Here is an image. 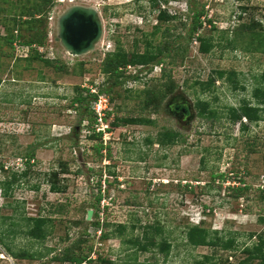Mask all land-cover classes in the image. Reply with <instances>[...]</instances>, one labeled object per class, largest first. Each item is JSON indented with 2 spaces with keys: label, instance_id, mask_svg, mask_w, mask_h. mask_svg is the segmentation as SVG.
Wrapping results in <instances>:
<instances>
[{
  "label": "rangeland",
  "instance_id": "374dc122",
  "mask_svg": "<svg viewBox=\"0 0 264 264\" xmlns=\"http://www.w3.org/2000/svg\"><path fill=\"white\" fill-rule=\"evenodd\" d=\"M30 1L0 0V36L9 32L6 26H12L14 16H26L22 14ZM54 1L47 18L34 28L24 24L19 33L25 40L36 31L46 34L44 43L35 48L63 64L62 70L35 58L23 59L20 49L0 39V164L5 165L0 168V179L24 170V156L34 151L28 174L15 182L9 196L4 197L0 189V235L5 243H0V264H70L50 258L77 239L85 240L81 249L91 258L81 264H110L102 263L99 256L115 264L132 263L133 257L137 259L134 264H192L206 255L210 257L206 264L244 260L248 255L244 248L264 240V119L251 122L242 117L232 123L228 108L238 107L243 99L256 105L252 92L264 72V0ZM73 4L95 6L103 22L100 41L79 56L64 49L57 29L60 14ZM158 8L176 17L161 21L152 37ZM194 10L203 11L202 26L188 37ZM165 28H170L171 35L165 37ZM199 34L212 40L210 52H200ZM147 41L152 46L168 44L164 66H127L126 74L138 73L139 78H123L118 84L101 71L105 54L116 45L143 52ZM163 68L175 90L155 111L152 103L143 106L144 92L155 90L168 78L161 76ZM219 69L235 71L237 88L227 73L204 92L193 84ZM75 86L84 94L89 88L98 94L89 100L99 103L101 99L106 106L98 126L85 127L86 102L72 103ZM175 93L193 106L188 123L178 122V113L167 107ZM199 99L209 100L218 119L197 114ZM128 116H144L153 122L114 123L117 117ZM242 123L247 129L241 128ZM96 126L103 129L102 157L94 149L99 142L92 137ZM163 130L177 131L180 138L173 145L161 146L156 138ZM54 172L58 185L65 188L62 192L50 190ZM212 174H224V178L213 179ZM246 186V194L232 195L233 188ZM99 193L98 205L93 202ZM88 210L102 215L97 220L92 214L89 220ZM38 216L50 220L43 241L25 234V218ZM96 220L98 224L93 223ZM103 221L109 224L106 231L112 232L106 239L99 238ZM155 222L163 230L161 236L171 243L166 256L152 246L149 251H138L130 241L141 239L144 226ZM118 224L126 226L121 237ZM197 224L209 231V239L234 238V247L193 245L186 232ZM21 251L44 256L18 258L11 253ZM258 263L259 259L249 262Z\"/></svg>",
  "mask_w": 264,
  "mask_h": 264
},
{
  "label": "trees",
  "instance_id": "16d2710c",
  "mask_svg": "<svg viewBox=\"0 0 264 264\" xmlns=\"http://www.w3.org/2000/svg\"><path fill=\"white\" fill-rule=\"evenodd\" d=\"M168 1V0H165ZM153 3H155V0H152ZM54 0H31L30 4L26 6L24 9V13L22 15H26L25 17H18L14 16L12 21V26H6L7 30L9 32L6 35H1L0 39H3L6 45L13 46L14 48L15 43H20L24 45L29 46V53L26 57H23V59L31 60L32 58L41 60L45 65L54 67L55 70L59 71L64 68L63 64H58L56 60L44 57L42 52H39L35 47L42 45L44 42V39L46 37V34L35 32L33 35H31L27 40L20 38L21 33H19L20 28L25 24L29 25L28 28H34V24L41 22L43 18H47V14L52 9V6L54 5ZM190 10V8H189ZM191 22L188 29V37L193 36L194 33L198 31V29L202 26L201 16L203 14V11L194 10L191 12ZM22 17V19H21ZM29 17V18H28ZM176 16L170 15L164 8H158V14L157 19L158 22L153 26V30L151 32L152 37L153 35L157 34L160 30V24L161 21H167L172 20ZM247 27V24H245ZM170 28H165L163 30V34L166 36L171 35L172 31H169ZM197 38L199 39V50L202 53H208L211 51L212 47L214 46L211 39L206 38L204 35H197ZM229 43H234V40H229ZM136 45V44H135ZM233 45V44H232ZM169 50L167 43H159L156 46H152L150 41H147L146 50L143 52H139L138 50L134 49L131 52L126 51L122 46L116 45V47L105 54L104 59L100 63V69L103 73L107 74L109 78L114 79L113 83H120V79H133L134 81L139 78V74H126L125 69L127 66H144L148 67L147 69H151V66L154 64H160L161 66H164L163 64L166 62V59L168 57V54H165V52ZM170 51V50H169ZM227 73V78L229 81L233 84L234 88H237L238 81L236 79V73L235 71H226L223 69L215 70L213 71V74H211L207 80L201 81L196 80L193 82V84L199 85L202 92L207 91L211 89L214 86L215 79L222 78ZM262 79L257 81V84L253 88L252 96L253 98H256V105H253L251 100L249 99H243L242 103L238 107H230L228 108V115L229 120L233 123L236 121H240L242 117L247 118L251 122H257L259 120L264 119V72L261 74ZM161 76L167 78L166 80L162 81V83L155 89L146 90L144 93L146 95V100L143 104V106H149L150 103L153 105V109L155 111H158V108L164 100V98L167 96V94L173 92L175 90V84L173 80L169 77L168 74H166V70L163 68L161 72ZM244 88V86H242ZM76 89V95L74 96L72 103H81L86 102L85 106V117L87 118L88 125L85 127H92L94 123H96V115L94 112L90 109L91 103L96 97V93L89 92V88L86 90L87 93L84 94L83 90L80 86H75ZM108 93H110V89L106 90ZM89 100V101H88ZM195 107L197 108V114L201 118L209 119V120H215L218 119L219 115L217 112V109L211 106L209 100H201L199 99L195 103ZM106 114H110L109 111L106 112ZM121 121V122H119ZM117 122H114L115 124H145V123H151L153 122L150 118L144 117V116H128V117H117ZM241 128L243 130L247 129V125L242 123ZM102 132H93L92 137L99 138V142L97 145L94 146V149L99 157H102L101 150L103 149V142L101 140ZM179 133L177 131L172 130H163L161 131L156 138V142L161 146H169L173 145L178 141ZM108 156H110V153H108ZM34 159V151L29 150L23 158V165L24 170H22L20 173L14 172L12 173L10 179L5 177L3 180L0 179V189L1 193L4 197L9 196L10 191L12 190L13 185L15 182L20 179L23 176H26L28 174V171L31 167V160ZM4 164H0V168H4ZM52 176L54 177V180L51 181L50 184V190L52 192H62L64 191V187L59 186L56 182V176L57 173H53ZM224 178V174H212V178ZM100 188V185H99ZM246 187L244 188H233L232 195L234 196H240L243 194H246ZM249 189V188H248ZM262 196L264 198V187L261 188ZM102 199L101 194L99 193L96 197V201L93 202L95 204L100 203V200ZM93 217L100 218L98 214V210H96L93 214ZM26 219V227L27 230L25 232L26 235H29L30 237L38 240H45L46 238V229L45 226L48 223L49 218L44 216H38V217H27ZM94 221V224H98L99 222ZM101 239H106L112 235V232L106 231L107 226L109 224L107 222H104L101 224ZM118 231V236L121 237L123 231L125 230L126 226L125 224H118L116 226ZM134 228V226H132ZM150 228V229H148ZM104 229V230H103ZM163 232L161 226L158 222H155L154 226H144V231L142 238H134L131 239V243H133L138 251H149L150 246L157 248V250L161 253H164L166 256L170 250L171 243L167 241V238L162 237L161 233ZM215 234L218 233V230L214 231ZM187 239L190 243L193 245H211L216 246L220 245L223 249H232L234 246V238H227L222 239L220 236H216V238L212 237L209 239V231L202 226L193 225L189 226L187 228ZM157 237H162L157 238ZM261 238V236H260ZM0 243L2 245H5L3 238L0 235ZM82 244H85V240L77 239L74 242H72L69 246L63 249L62 254L52 256L50 259L51 261H57L60 263H70V264H81V263H87L91 261V258H89V254H86L82 251L81 246ZM91 246H89V250H91ZM9 249V248H7ZM10 250V249H9ZM51 251V250H50ZM49 252V251H48ZM244 252L248 255L244 260L239 261L237 264H249L253 259H259L258 264H264V240L260 239L258 243L253 244L251 247L247 246L244 248ZM15 257L18 258H30V259H40L44 255L38 252H34L29 254L28 252H19V253H13L11 252ZM97 259H100L102 263H110L115 264L113 261L108 260L107 258H100L97 257ZM210 259L209 256H204L201 260H195L192 264H206V260ZM136 257L132 258V263L130 261H124L122 264H134L136 261ZM214 264V263H213Z\"/></svg>",
  "mask_w": 264,
  "mask_h": 264
},
{
  "label": "water",
  "instance_id": "95a60500",
  "mask_svg": "<svg viewBox=\"0 0 264 264\" xmlns=\"http://www.w3.org/2000/svg\"><path fill=\"white\" fill-rule=\"evenodd\" d=\"M100 12L88 5L73 4L66 8L57 21L58 36L62 46L72 55L92 51L103 35ZM93 210H88L91 219Z\"/></svg>",
  "mask_w": 264,
  "mask_h": 264
},
{
  "label": "flooded vegetation",
  "instance_id": "af4514ba",
  "mask_svg": "<svg viewBox=\"0 0 264 264\" xmlns=\"http://www.w3.org/2000/svg\"><path fill=\"white\" fill-rule=\"evenodd\" d=\"M176 94L177 93L173 94V101L171 102L172 104L167 107L169 108V110H173L174 113H178V122L188 123L187 118L192 115L193 106H189L187 100L185 98H182L181 96L179 98H176Z\"/></svg>",
  "mask_w": 264,
  "mask_h": 264
},
{
  "label": "built area",
  "instance_id": "2783aa9c",
  "mask_svg": "<svg viewBox=\"0 0 264 264\" xmlns=\"http://www.w3.org/2000/svg\"><path fill=\"white\" fill-rule=\"evenodd\" d=\"M15 46H16V48H18V49H20L23 53L22 54H20V56L22 57V55L23 56H27L28 55V53H29V46L28 45H24V44H20V43H15ZM100 100L101 99H99V103H98V100L96 101H93L92 103H91V108L94 110V111H96L95 112V114H97L98 116H96V123H94V126L95 125H99V124H101V120H102V118H101V112L103 111V114H104V111L107 109L106 108V106H102V104L100 103ZM107 112V111H106ZM105 112V113H106ZM96 126V128H94V132H103L102 130V128L99 126V127H97ZM102 202V204H103V201H101ZM101 213V212H100ZM100 213H98L99 215H102V213L100 214ZM99 237H100V235H99Z\"/></svg>",
  "mask_w": 264,
  "mask_h": 264
},
{
  "label": "bare ground",
  "instance_id": "6f19581e",
  "mask_svg": "<svg viewBox=\"0 0 264 264\" xmlns=\"http://www.w3.org/2000/svg\"><path fill=\"white\" fill-rule=\"evenodd\" d=\"M90 6H92V5H90ZM93 8H96L95 6H92ZM97 9V8H96ZM97 11H99L98 9H97ZM100 16V15H99ZM102 21V20H101ZM102 24H103V22H102Z\"/></svg>",
  "mask_w": 264,
  "mask_h": 264
}]
</instances>
